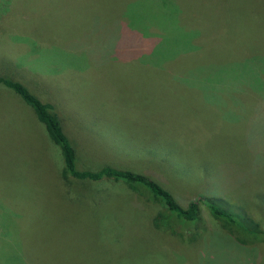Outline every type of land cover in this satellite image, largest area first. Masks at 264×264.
<instances>
[{
  "label": "rangeland",
  "instance_id": "1",
  "mask_svg": "<svg viewBox=\"0 0 264 264\" xmlns=\"http://www.w3.org/2000/svg\"><path fill=\"white\" fill-rule=\"evenodd\" d=\"M0 77L53 108L77 168L254 205L264 228V0H0ZM61 165L0 88V264H264V236L204 206L160 231L148 192Z\"/></svg>",
  "mask_w": 264,
  "mask_h": 264
},
{
  "label": "trees",
  "instance_id": "2",
  "mask_svg": "<svg viewBox=\"0 0 264 264\" xmlns=\"http://www.w3.org/2000/svg\"><path fill=\"white\" fill-rule=\"evenodd\" d=\"M0 88L10 92L11 95H14L26 107H28L36 121L43 126L44 132L49 141L58 148L62 161L60 170V177L62 180H66L67 178L87 182L110 180L123 183L126 187L129 186L131 189L142 195L144 191L148 192V200L159 206V210L151 221V226L160 231L176 227L187 228L196 225L198 223L199 208L200 206H204L208 212L219 221L231 227H238L237 229L245 237L254 240L259 236H264V228L259 225V221H255L252 217H247L249 213L252 215H255V213L258 215L262 214V212L258 211L254 205L252 208L245 207V209H242L241 202L234 199V202L230 201L228 203L226 201L224 206H222L221 204L224 203L222 198L217 199L216 197L196 196L185 206H180L170 193H168L162 186L158 185L154 180H151L146 176L108 166L100 167L96 171L77 168L74 150L69 140L62 132L53 108L49 104L40 102L17 81L0 77ZM262 200L264 201V199ZM235 208L244 211L243 215L246 223L242 226L236 223L237 218H235L236 214L234 215V213H239L240 211ZM258 218L260 217H257V219Z\"/></svg>",
  "mask_w": 264,
  "mask_h": 264
}]
</instances>
